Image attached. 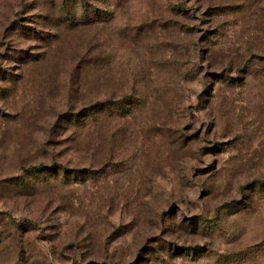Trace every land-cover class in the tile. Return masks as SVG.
Here are the masks:
<instances>
[{"label": "rangeland", "instance_id": "1", "mask_svg": "<svg viewBox=\"0 0 264 264\" xmlns=\"http://www.w3.org/2000/svg\"><path fill=\"white\" fill-rule=\"evenodd\" d=\"M52 1L0 0V264H264V0Z\"/></svg>", "mask_w": 264, "mask_h": 264}, {"label": "trees", "instance_id": "2", "mask_svg": "<svg viewBox=\"0 0 264 264\" xmlns=\"http://www.w3.org/2000/svg\"><path fill=\"white\" fill-rule=\"evenodd\" d=\"M99 2L97 0H53L51 8L58 11L59 17L62 19V24H77L79 26H86L89 23L104 22L111 18V13L102 7H98ZM183 12V11H181ZM264 62V57L261 58ZM223 81H229V79H223ZM123 107H120V113L128 112L127 105L135 106L138 104L137 100L131 99L130 97L122 99ZM106 103H96L93 105L83 108L79 114L72 115V123L80 122V124L88 123L91 119V114L96 112L99 116L105 112ZM81 113V114H80ZM86 122L84 123V121ZM39 169L32 167L27 171L28 176L35 177L39 173ZM253 191L264 192V184H257L254 186ZM199 225L203 228H207L209 225L201 220ZM5 239H0V246L5 243ZM22 264V263H17Z\"/></svg>", "mask_w": 264, "mask_h": 264}]
</instances>
